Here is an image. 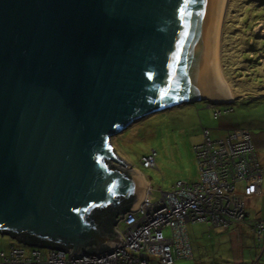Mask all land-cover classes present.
I'll list each match as a JSON object with an SVG mask.
<instances>
[{"label":"water","instance_id":"1","mask_svg":"<svg viewBox=\"0 0 264 264\" xmlns=\"http://www.w3.org/2000/svg\"><path fill=\"white\" fill-rule=\"evenodd\" d=\"M224 4L0 0L1 235L113 249L116 222L106 232L94 214L118 210L137 183L108 163L126 167L109 140L182 104L232 101L217 67Z\"/></svg>","mask_w":264,"mask_h":264},{"label":"built area","instance_id":"2","mask_svg":"<svg viewBox=\"0 0 264 264\" xmlns=\"http://www.w3.org/2000/svg\"><path fill=\"white\" fill-rule=\"evenodd\" d=\"M208 108H212L211 105H208ZM221 115V111H214V117ZM202 132L205 140L202 145L194 148L199 180L193 184L178 182L171 192H161L158 201L151 200L157 204L151 206L160 207L154 211H149L151 206L146 196L138 205H133L127 212L119 215L113 228L114 235H118V243L113 249L95 255L75 254L73 262H70L72 255L67 259L64 254L67 260L63 259L62 255L60 256L62 252L43 245L10 246L7 252L0 250V264H152L154 261L158 264H175L179 260L189 259L191 248L186 231L188 224L207 222L216 229H225L232 223L242 222L246 216L245 208L240 205L245 204L244 197L235 193L232 184L244 180L248 183L244 196H256L253 194L257 190L259 195L263 175L256 163L247 132L231 130L216 141L207 138L208 130L204 129ZM155 156V152H151L143 158L142 166L153 167ZM211 169L215 181L213 177L211 180L205 179V173H209ZM205 182L211 185L215 182L214 190L225 192V197L215 196L216 199L214 197L210 200ZM148 195L152 196V193L149 192ZM204 200H208V203L202 206ZM170 205L175 206V210H172ZM236 209L238 211H235ZM214 211L218 212L212 216ZM179 215L180 223L176 224ZM216 216H219L222 222L215 223L213 218ZM256 227L258 233L263 229L261 223H257ZM166 228L170 230L168 236L164 234ZM154 229L157 230L155 233ZM178 234L182 239L181 245L185 254H181L177 248Z\"/></svg>","mask_w":264,"mask_h":264},{"label":"rangeland","instance_id":"3","mask_svg":"<svg viewBox=\"0 0 264 264\" xmlns=\"http://www.w3.org/2000/svg\"><path fill=\"white\" fill-rule=\"evenodd\" d=\"M251 1H256L255 3L251 4L252 7L254 6V4L258 7L259 2H264V0ZM246 4H249V0H228L226 4L224 21L225 19H229V21L231 22L230 24H234L233 21H236L237 19L240 25L246 27V25L248 24H243V22L244 18L247 16L249 17L248 20L249 26L251 28V33L255 34L259 38H264V20H260L258 18V21H256L254 14L250 16L247 12L248 9ZM240 5H242V7ZM262 12L264 15V8ZM237 15L242 19H239ZM221 41L222 30L220 36V51ZM240 41L241 40H237L236 44H239ZM263 42H259L258 46L260 47ZM227 43L233 44L232 39L230 40V42L227 41ZM252 43L253 40H249V44ZM241 75L246 76L244 74ZM226 83L228 85L231 95L233 96V100L230 103L212 102L213 108L211 109L208 108L206 102L204 101L196 102L193 104H182L162 112L154 113L146 118L136 121L132 123L123 132L113 136L109 140L111 146L113 147V153L125 162L126 167L116 164L114 161L111 160L108 161V163L110 162L109 164L115 166L116 169L131 175V177L134 178V181H136V183L138 182L140 177L144 179V182L148 187V191L150 193L151 189L153 191L152 196L147 195L146 197V200H148L150 206L152 204H156L152 202L158 201L161 192H171L176 183L180 181L196 182V180H199V168L196 158L193 154V147L202 142L203 129L209 130L210 136L212 138L226 135L229 131L234 129H245L248 130L252 135L264 134V98L257 99L254 97L250 100H245L243 98L236 100L227 81ZM261 92V96H264V90ZM214 109L216 111H221L222 116L219 118H215ZM150 151H155L156 163L153 167H151L150 165L148 167L144 166L143 168L140 163V160L142 157L148 155ZM256 154L264 155V147L260 148V151ZM212 177L215 181L214 173L211 169L209 170V173H205V179L211 180ZM205 185L207 186L206 188L209 190L207 195H211H209L210 200L215 196L217 198L220 196H222L223 198L225 197L223 196L225 192L222 193V191L218 192L214 190L213 187L215 185V182L213 183V185H211L209 182L208 184L205 182ZM136 187L135 188L137 189V191L133 193L134 195L132 196L134 206L138 205L141 201L140 185L137 184ZM208 187L211 189H209ZM237 188L238 190L241 189L242 184H239ZM257 193L258 191L256 190L253 195L256 194V196H260L262 191L259 192V195H257ZM245 199L246 198H243V201H245ZM207 203L208 200L206 202L204 200L202 206L207 205ZM240 205L241 208L249 209L251 207L252 211H254L252 213L254 214H256L258 210V206L254 204H251L248 207H246L247 204L242 203ZM193 206L194 205H191V207ZM238 206L239 205L237 204V207ZM149 208V211H154L160 207L151 206ZM235 211H238V209H236ZM217 212L218 211L212 212V216H215ZM262 213L264 214V204L262 208ZM178 218L179 220L175 222L176 224L180 223V215L178 216ZM213 219L215 223L222 222L219 216H216ZM239 222L241 224V221ZM258 223L262 224V230H264V221L259 220ZM194 225V227L199 228V230L204 229V227L206 230V226L204 225ZM153 231L155 233V231L157 230L154 229ZM164 234H166V232ZM204 236H206V233H204ZM177 242L178 250L181 252V254H185V250H183V247L181 245L182 239L180 237V234H178ZM16 244L17 243L14 242L9 236L0 234L1 250L7 252L11 245L18 246V244ZM200 245L201 248H199ZM220 247L221 245L216 240H212L209 245L204 242L203 244L198 243V248L195 250V255L198 258H196L195 261L185 259L179 260L175 264H230L225 263L227 256L224 250ZM55 250L62 252L60 253V256L62 255L63 259H68L69 255H72L69 261L73 262L72 259L74 260L75 254H73L71 250H69L70 254L69 252L57 249ZM255 259L256 256H253L251 260L247 261V264H251L252 261ZM196 260H198L199 263H196ZM259 260L260 263L264 264V255L260 256ZM152 264L157 263L152 262Z\"/></svg>","mask_w":264,"mask_h":264},{"label":"trees","instance_id":"4","mask_svg":"<svg viewBox=\"0 0 264 264\" xmlns=\"http://www.w3.org/2000/svg\"><path fill=\"white\" fill-rule=\"evenodd\" d=\"M255 2L256 1L249 0V4H246L247 9H248L247 12L249 13L250 16H252L254 14L256 21H258V18L260 20H264V15L262 12L263 8H264V2H259L258 7L255 4L252 7L251 4H253ZM240 6L242 7V5H240ZM255 6H256V8H255ZM248 18L249 17L246 16L244 18V22H243V24L244 23L248 24V25H246V27L240 25L238 23L237 19H236V21H233L236 26L234 24H230L231 22L229 21V19H225V21L223 23V28H222L220 66H221V70H222V74L224 76V79L228 82L229 87H230L234 97L236 98V100H238L240 98H243L245 100H250V99H253L254 97L257 99L264 98L263 95L261 96V94H262L261 91L264 90V42H263L264 40H262L264 38H262V37L259 38L255 34L251 33V28L249 26ZM239 19H242V18L239 17ZM237 25H239V26H237ZM233 36H235V37H233ZM231 39H232L233 44L227 43V41L230 42ZM237 40H241L239 44H236ZM249 40H253V43L249 44ZM259 42H263V44L260 47L258 46ZM241 74H244L246 76H242ZM206 105L207 106L211 105V107H212L213 104L211 102H206ZM214 111H215V109H214ZM234 130L247 132L250 136V140H251V143L253 146V151H254L256 163L259 165V168L261 169V171H263L262 172L263 175H262V179H261V183H260V186L262 188V180L264 177V166H261L260 161H258L257 154L255 151L256 148L254 146V141H253V135L248 130H245V129H234ZM202 135H203V132H202ZM207 138L209 140L216 141L218 137L212 138L210 136V133H209L207 135ZM204 140H205V137L203 135L202 142H200L199 144H197L193 147V154H194L195 158H196V154L194 152V148L196 146L202 145ZM151 152H155V151H150L148 153V155H150ZM148 155L141 158V160H140L141 165H142V162H141L142 159L147 157ZM198 179H199V176H198ZM180 182L193 184L195 181H193V182L180 181ZM230 183H231V180H230ZM239 184H242V188L238 190L237 187ZM232 185L234 186L235 193H237L238 195L243 196L246 199L252 197V196L251 197H245L244 196L245 195L244 194L245 188L248 185V183L246 181L240 180L238 182L233 183ZM121 200H122L121 205L119 206L118 210H116V211L111 210L110 211L109 209H102V210H99L97 213L94 214V218H93L94 221L97 224L101 225V229H103L104 231L110 233L114 223L116 222L118 215L125 212V211H128L132 207V205H133L132 198H129V199L121 198ZM245 214H246V216H245L244 220L241 222V224H240V222L232 223L226 229L232 228L234 226L236 227L237 225L249 224L251 231L253 233L254 244L256 246L255 248H258V251H259L258 254L256 255V259L253 260L251 264H262V263H260L259 257L264 255V230H261L260 233H258V227H256V225L260 219L250 220L248 217V214L246 213V210H245ZM194 224H206L214 230H225L223 228L222 229H216L210 223H207V222L189 223L187 228H186V231H187V238L189 241V246L191 248V257L188 260H192V258H193V249H192V242H191V237L189 234V229ZM165 232H166L165 235L168 236L170 234L169 228H166L164 230V233ZM32 239H34V238H32ZM14 242H16L19 246V243L17 241H14ZM35 244H37V243H33L32 245H35ZM20 245H22V244H20ZM11 246H14V245H11ZM23 246H28V245H23ZM182 260H185V259H182ZM154 262H156L158 264L157 261H154ZM242 264H247V262L242 263Z\"/></svg>","mask_w":264,"mask_h":264},{"label":"crops","instance_id":"5","mask_svg":"<svg viewBox=\"0 0 264 264\" xmlns=\"http://www.w3.org/2000/svg\"><path fill=\"white\" fill-rule=\"evenodd\" d=\"M254 146L256 148V153L260 151V148L264 147V134L262 135H253ZM258 161H260L261 166H264V155L257 154ZM262 193L260 196H255L245 199L246 207L251 204L257 205L258 210L256 214L252 213L251 207L249 209L245 208L246 213L250 220L260 219L264 221V214L262 213V208L264 204V177L262 180ZM254 207V206H253ZM197 225V224H196ZM206 226L204 229L194 227L192 225L189 229V234L192 242L193 249V258L192 261H195L196 255L195 250L198 248V243H206L209 245L212 240L218 241L227 256L225 263L230 264H242L251 260L253 256L258 254V248H255L253 233L251 231L249 224L237 225L226 230H214L206 224H201ZM205 230V231H204ZM206 233V236H204ZM208 242V243H207ZM201 248V245L199 246ZM196 263H199L196 260Z\"/></svg>","mask_w":264,"mask_h":264},{"label":"bare ground","instance_id":"6","mask_svg":"<svg viewBox=\"0 0 264 264\" xmlns=\"http://www.w3.org/2000/svg\"><path fill=\"white\" fill-rule=\"evenodd\" d=\"M227 1L228 0H225V4H224V8H223V14H222V20H221L220 35H219V42H218V49H217V67H218L219 76H220L222 82L224 83V85H225V87L227 89L228 95H229L230 99L233 100V96L231 95L230 90L228 88V85H227L225 79L223 78V74H222L221 67H220V58H219L220 57V36H221L222 24H223V21H224ZM137 184L140 185V191H141L140 195H141V202H142L143 198L146 197L149 194L148 187L145 184L144 179H142V177H140V179L138 180ZM151 193H153L152 189H151ZM170 208L172 210H175V206H171L170 205Z\"/></svg>","mask_w":264,"mask_h":264}]
</instances>
